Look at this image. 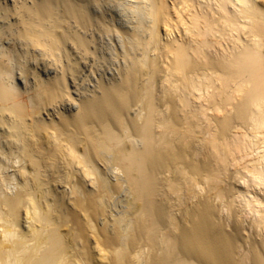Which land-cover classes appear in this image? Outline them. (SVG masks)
<instances>
[{
  "label": "bare ground",
  "instance_id": "6f19581e",
  "mask_svg": "<svg viewBox=\"0 0 264 264\" xmlns=\"http://www.w3.org/2000/svg\"><path fill=\"white\" fill-rule=\"evenodd\" d=\"M108 3L0 0L38 101L10 135L70 201L48 264H264V0H145L130 31Z\"/></svg>",
  "mask_w": 264,
  "mask_h": 264
},
{
  "label": "clouds",
  "instance_id": "9594fccd",
  "mask_svg": "<svg viewBox=\"0 0 264 264\" xmlns=\"http://www.w3.org/2000/svg\"><path fill=\"white\" fill-rule=\"evenodd\" d=\"M92 2L95 4V0ZM144 3L145 0H109L107 10L111 23L118 24L123 31H130L135 10ZM96 11L103 13L104 9ZM0 47H6L13 55L12 60L0 56V235L6 236L10 229L21 233L31 242L25 246L31 253L29 264H48L61 229L69 224L66 217L70 201L66 200L62 188L55 187L59 181L54 173L44 169L27 170L29 163L33 169L39 168L31 157L25 156V144L31 140V133L26 137L10 135L17 129L10 128L9 124L19 121L23 125L25 114L34 110L38 101L28 80L30 60L24 44L8 37L0 40ZM23 131L27 133V127ZM5 137L11 141L8 149L13 154L11 157L4 150ZM16 153L20 158H16ZM63 236L71 238L69 232H64Z\"/></svg>",
  "mask_w": 264,
  "mask_h": 264
}]
</instances>
